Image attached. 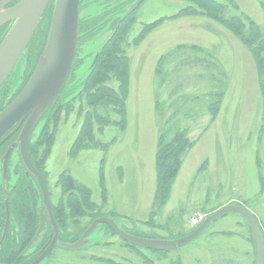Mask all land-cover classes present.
Wrapping results in <instances>:
<instances>
[{
	"label": "rangeland",
	"instance_id": "1",
	"mask_svg": "<svg viewBox=\"0 0 264 264\" xmlns=\"http://www.w3.org/2000/svg\"><path fill=\"white\" fill-rule=\"evenodd\" d=\"M81 1L80 21L111 12L107 19H114L125 8L113 11L126 0ZM216 1L226 8L223 17L243 14L264 37V0ZM187 5L185 0H143L125 24L120 46L128 60L125 123L93 124V139L104 149L72 152L91 110L85 97L73 100L76 86L109 35L106 30L103 37L78 41L71 81L46 127L42 120L33 132L31 143L45 127L33 151L38 160L47 151L39 166L52 205L58 204L66 177L88 189L94 205L68 220L77 229L100 216L140 239L177 240L197 227L194 218H202L201 224L218 209L239 204L255 216L264 237V96L256 64L239 38L217 21L198 14L176 17ZM46 24L43 20L39 30ZM38 40L34 44L43 43V37ZM33 47L4 85L0 106L13 99L34 70L31 53L39 47ZM104 85L118 86L114 80ZM217 97L219 105L211 112ZM97 111L119 121L111 108ZM179 130L192 147L183 156L168 201L152 214L158 140ZM72 193L81 202L78 192ZM40 264H255V252L247 221L232 212L195 241L167 252L133 248L100 224L83 247H56Z\"/></svg>",
	"mask_w": 264,
	"mask_h": 264
},
{
	"label": "water",
	"instance_id": "2",
	"mask_svg": "<svg viewBox=\"0 0 264 264\" xmlns=\"http://www.w3.org/2000/svg\"><path fill=\"white\" fill-rule=\"evenodd\" d=\"M14 2L16 3L13 4ZM142 2L143 0H135L125 9L123 15H118L112 19L107 27L93 38L94 40L97 36L99 38L103 37L105 30L109 33L97 49L87 67L86 75L80 80V83L89 75L91 68L97 61L100 50L111 38L120 21L131 15ZM50 4H52V11L47 38L37 64L21 91L0 112V139L15 126L1 143L15 134L23 125L17 140L20 148L19 153L25 167L39 184L43 205L54 230L51 244L32 264H39L55 246L66 250L83 247L87 243L88 237L100 224L110 228L124 242L136 249L167 252L195 241L212 222L232 212L240 214L247 221L254 245L255 264H264V237L262 231L255 216L241 205H227L218 209L208 215L190 234L177 240L140 239L118 228L111 218L94 220L74 243H62L58 240V228L51 212L46 185L40 174L32 166L28 149L31 135L37 124L53 105L71 73L78 46L81 0H0V29L6 27L5 33L0 39V88L12 76L16 65L27 52ZM46 120H43V126ZM43 126L38 134L42 131ZM43 226L41 213L40 228L36 239L43 231ZM4 236L5 234L1 242Z\"/></svg>",
	"mask_w": 264,
	"mask_h": 264
},
{
	"label": "trees",
	"instance_id": "3",
	"mask_svg": "<svg viewBox=\"0 0 264 264\" xmlns=\"http://www.w3.org/2000/svg\"><path fill=\"white\" fill-rule=\"evenodd\" d=\"M134 1L135 0H130L126 5H124L122 8L118 10L122 11L124 8L126 9ZM185 1L189 5H187L185 8H182L180 12L176 15V17L188 16L189 14L190 15L198 14L200 16L208 17L220 23L228 31H230L232 34L238 37L239 40L248 48V50L251 52L254 58L256 68L258 71V78H259L261 91L264 96V37L260 33L259 28L256 27V25L243 14L237 16H230L227 18L223 17V13L226 8L224 5H222L216 0H185ZM226 1L229 2L230 0H226ZM233 7L234 9H237L236 6ZM118 10H114L113 12H119ZM51 11H52V4H50V6L46 9L42 18V21L46 20L47 23L46 26L43 28V31L39 30L40 25L38 26L32 38V41L27 49V52H29V50L33 45H34L33 48H36L37 46L39 47V50L37 51L34 50L31 53L33 63L34 62L37 63L39 56L43 51L48 33ZM124 12L125 10H123V12H121L120 15H123ZM104 16L105 15L101 13L100 15H96L92 19L79 21L78 41L82 40V38L86 41H89L92 38H94L98 34L97 30L99 25H101V23L99 25H96L95 22L98 23L99 19L103 18ZM108 16L104 18V21H112V18L107 19ZM130 16L131 15L124 17L120 21L111 38L106 42V44L100 50L97 61L94 64V66L91 68L89 75L86 77V79L83 82H81L78 86H76L77 92L75 93L73 100L81 96L85 97L86 104L89 107V109L91 108V110L89 112H86L84 116L83 125L77 139L75 140V143L73 144L72 150L74 151L72 152L77 153L80 151L91 150V149H100V148L104 149L106 147L94 141L92 136L93 124L104 126L105 124L107 125L113 123L115 125L122 126L125 123V98L127 94V85H128L127 83L128 60L124 52L121 50L120 46L124 43L123 40L125 38L124 37L125 34H123V30H124L123 28L125 24L129 21ZM157 24L159 23L155 22L147 26V29L148 30L153 29L157 26ZM90 27H93V31L91 32H89ZM5 30L6 27L0 29V39L5 33ZM42 37H43L42 44L41 43H39L38 45L34 44L35 43L34 41L36 39L37 40L42 39ZM75 66L76 63L74 61L71 73L68 77L65 86H67V84L71 81V77L73 75V70ZM113 80L116 81L118 84L116 89L104 85ZM6 82L4 83V85L6 84ZM4 85L0 88V94L4 88ZM65 86L63 87L61 93L63 92ZM61 93L59 94L53 105L50 107L48 112L42 118V120L47 119L45 122V127L49 121L53 109L55 108L59 100ZM1 97L2 100L5 98L3 94H1ZM217 98L218 100L212 105H210L211 112L212 111L215 112L217 106L219 105L220 100L219 97ZM99 108L102 110H107L108 108H111L113 113L119 117V121L111 122L109 119L98 113L97 110ZM45 127L40 132L37 139L34 142L30 143L29 145L31 157L33 161L37 164V167L39 168H40L39 165L42 164L47 151H43V154L41 152L42 159L38 160L36 156V154H38V151H33V149L35 145L39 142L40 138L42 137ZM191 147H192V143L189 141L187 134L184 130L176 131L169 138H166L165 135L160 136L157 144L156 155H155L156 187L153 198L152 214L158 212L168 201L171 194L173 183L181 167L183 156ZM61 185H62L61 186L62 194L58 201V204L56 206L52 205V212L55 217V221L59 228V231L62 233L66 231L67 233V235L66 234L63 235L64 237L61 236V241L64 243H74L80 238L81 234L84 232V230L88 225L83 228L77 229L76 223L75 222L68 223V220L70 219L74 220L77 214H84V210H86L87 208H89L88 210H90V205L92 206L94 204L90 203L89 201L88 189H86L82 185L76 184L75 181H73L71 178L66 177L65 180L61 182ZM74 191L78 192L79 195L78 197H80L81 202L76 203V200L73 199L72 196L74 195H72L73 194L72 192ZM67 194H69L68 197ZM71 200H74V202ZM24 204L25 203L22 200H20L19 205L23 207ZM75 204H76V208L74 207ZM235 205H239V204H235ZM97 218L98 217H95L92 221H94ZM32 222L33 220L28 221L29 225L28 226L26 225L24 230L22 231L23 234L22 237L21 236L17 237L19 238L18 241L8 236L6 242L0 248V264H19L21 262L20 255L22 254L25 247L28 245V242L34 237L35 227L33 226ZM125 232L128 233L127 231ZM112 233L114 232L112 231ZM188 234L181 235L178 237V239Z\"/></svg>",
	"mask_w": 264,
	"mask_h": 264
},
{
	"label": "flooded vegetation",
	"instance_id": "4",
	"mask_svg": "<svg viewBox=\"0 0 264 264\" xmlns=\"http://www.w3.org/2000/svg\"><path fill=\"white\" fill-rule=\"evenodd\" d=\"M129 1L126 0L125 2H123L124 5H126ZM16 2H14L13 4H15ZM81 4H82V1H81ZM122 7L120 6V8ZM115 10H118V9H115ZM110 14L111 13L104 14L105 16L99 19L98 23L95 22L96 25H99L101 23L99 27L96 26L98 27V30H97L98 34L102 32L104 28L107 27V25L110 23V21H104V18ZM91 31H93V27H90L89 32ZM83 40L84 39L82 38L81 41ZM1 99L2 97L0 94V101L2 102ZM5 107L0 106V112ZM42 118L40 119L39 123L42 121ZM39 123L37 124V126L39 125ZM22 126L15 134H13L11 137L6 139L3 143L1 142L7 137V135H9V133L15 128V126L11 130H9V132H7L0 139V143H1L0 144V172L2 174V179L0 182V248L6 242L8 236L18 241L19 238L17 237H20V236L22 237L23 235L22 231L24 230L26 225L27 226L29 225L28 221L33 220L32 224L35 227L34 237L28 242V245L25 247L22 254L20 255L21 262L19 263V264H32L42 255V253L51 244L53 235H54V230L52 227V223L50 221V217L48 213L46 212V209L44 208V205H43L42 193H41L39 184L37 180L34 178V176L25 167L22 161V158L20 156V153H19L20 148H19V143L17 142V140H18V135H19V132ZM32 135L30 138V143H31ZM28 154H29V158H30V162L32 166L40 174V176L42 177L46 185L48 198H49V202L51 206V212H52V200H51V196L49 194V190L47 187L46 176L44 172L39 167H37V164L33 161L31 154H30V149H28ZM20 200H22L25 203L23 207L19 205ZM41 213H42V219H43L44 226H43V231L40 233L39 237L36 239L37 232L39 231V228H40ZM54 221H55V217H54ZM88 227L89 225L86 227V229ZM4 234H5L4 239L1 242ZM65 234L67 235L66 231L62 233L59 231V228H58V240L60 242H62L61 236L64 237L63 235ZM56 247L57 246H55L54 249ZM54 249H52L51 252ZM51 252L46 256V258L51 254Z\"/></svg>",
	"mask_w": 264,
	"mask_h": 264
},
{
	"label": "built area",
	"instance_id": "5",
	"mask_svg": "<svg viewBox=\"0 0 264 264\" xmlns=\"http://www.w3.org/2000/svg\"><path fill=\"white\" fill-rule=\"evenodd\" d=\"M201 219L202 218H194V220H193V226H198L200 224V222H201Z\"/></svg>",
	"mask_w": 264,
	"mask_h": 264
}]
</instances>
